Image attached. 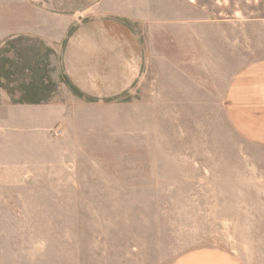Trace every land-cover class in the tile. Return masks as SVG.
<instances>
[{
	"label": "rangeland",
	"instance_id": "rangeland-1",
	"mask_svg": "<svg viewBox=\"0 0 264 264\" xmlns=\"http://www.w3.org/2000/svg\"><path fill=\"white\" fill-rule=\"evenodd\" d=\"M47 4L84 37L45 88L38 70L0 74V264H169L198 247L264 264V146L223 111L227 78L264 57V0Z\"/></svg>",
	"mask_w": 264,
	"mask_h": 264
},
{
	"label": "crops",
	"instance_id": "crops-1",
	"mask_svg": "<svg viewBox=\"0 0 264 264\" xmlns=\"http://www.w3.org/2000/svg\"><path fill=\"white\" fill-rule=\"evenodd\" d=\"M5 6L8 17L7 29L0 30V74L6 71L14 84L19 71L29 82L30 72L38 70L40 75L33 76V81H37L35 86L45 88L47 73L57 66L60 71L64 64L71 73L77 69L80 39L84 35L78 28V16L73 18V11L53 10L47 0H0V7ZM32 7L37 8L34 17L31 16ZM245 39L248 41L245 44L253 41L249 34ZM5 50L8 53H3ZM50 79L54 81V77ZM21 85L29 86L24 82ZM35 97L34 101L39 102L45 96L38 94ZM223 111L229 128L237 136L264 146V57L247 61L227 78ZM3 166L0 161V173ZM169 264L243 263L234 253L223 248L198 247L182 252Z\"/></svg>",
	"mask_w": 264,
	"mask_h": 264
}]
</instances>
